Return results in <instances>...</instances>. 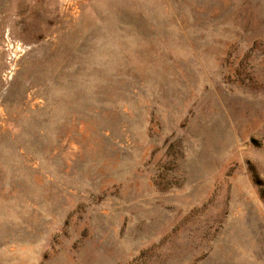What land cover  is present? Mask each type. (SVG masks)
<instances>
[{
	"label": "rangeland",
	"instance_id": "374dc122",
	"mask_svg": "<svg viewBox=\"0 0 264 264\" xmlns=\"http://www.w3.org/2000/svg\"><path fill=\"white\" fill-rule=\"evenodd\" d=\"M0 264H264V0H0Z\"/></svg>",
	"mask_w": 264,
	"mask_h": 264
}]
</instances>
